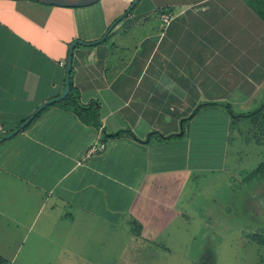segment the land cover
Returning a JSON list of instances; mask_svg holds the SVG:
<instances>
[{
	"label": "crops",
	"instance_id": "obj_1",
	"mask_svg": "<svg viewBox=\"0 0 264 264\" xmlns=\"http://www.w3.org/2000/svg\"><path fill=\"white\" fill-rule=\"evenodd\" d=\"M134 1L71 9L0 0V139L64 94L71 44L101 40ZM255 9L245 0H139L106 40L77 45L69 98L0 143V257L122 264L107 257L115 239L155 242L172 209L183 219L194 172L225 169L236 120L226 108L264 92Z\"/></svg>",
	"mask_w": 264,
	"mask_h": 264
},
{
	"label": "rangeland",
	"instance_id": "obj_2",
	"mask_svg": "<svg viewBox=\"0 0 264 264\" xmlns=\"http://www.w3.org/2000/svg\"><path fill=\"white\" fill-rule=\"evenodd\" d=\"M234 108H226L236 120L227 132L225 169L194 172L195 185L181 196L187 203L192 197L191 205L183 219L171 210L164 237L115 239L108 258L122 264H145L144 258L156 264H264V92L246 108ZM243 113L255 114L240 125Z\"/></svg>",
	"mask_w": 264,
	"mask_h": 264
},
{
	"label": "water",
	"instance_id": "obj_3",
	"mask_svg": "<svg viewBox=\"0 0 264 264\" xmlns=\"http://www.w3.org/2000/svg\"><path fill=\"white\" fill-rule=\"evenodd\" d=\"M41 4L44 5H49V6H56L60 8H71V9H77V8H85L92 6L101 0H35ZM139 2V0H135L133 4L130 6V8L127 10V12L120 17L117 21L113 23V25L110 27V29L106 32L105 36L94 43H85L83 41H74L69 50V55H68V61H67V73H66V82H65V92L64 94L57 98L50 100L43 104L28 120H26L19 128H17L15 131L11 132L4 138L0 139V143H2L5 140L11 139L18 133H20L22 130H24L28 125L31 124V122L47 107L54 105L56 103L64 101L70 94L71 90V83H70V78H71V71H72V62H73V52L74 49L77 45H86V46H91V45H97L106 40L107 36L111 32V30L118 24L120 21H122L126 16L133 10V8L136 6V4Z\"/></svg>",
	"mask_w": 264,
	"mask_h": 264
},
{
	"label": "trees",
	"instance_id": "obj_4",
	"mask_svg": "<svg viewBox=\"0 0 264 264\" xmlns=\"http://www.w3.org/2000/svg\"><path fill=\"white\" fill-rule=\"evenodd\" d=\"M250 6H253V8H256L255 10L257 11V13L264 19V12L262 13V11H260L259 8H264V0H245ZM259 7V8H257ZM70 96V95H69ZM69 96L67 97V99L69 98ZM260 111V110H259ZM258 112V111H257ZM255 113H251L249 115H245V116H239V117H244V118H248L251 117L252 115H254ZM260 186V185H259ZM261 239V238H260ZM262 243H264V241H262ZM0 264H8L7 261H5L4 259H2L0 257Z\"/></svg>",
	"mask_w": 264,
	"mask_h": 264
},
{
	"label": "built area",
	"instance_id": "obj_5",
	"mask_svg": "<svg viewBox=\"0 0 264 264\" xmlns=\"http://www.w3.org/2000/svg\"><path fill=\"white\" fill-rule=\"evenodd\" d=\"M171 19H172V17L170 15H167V16L164 17L163 21L165 23H169L171 21Z\"/></svg>",
	"mask_w": 264,
	"mask_h": 264
}]
</instances>
